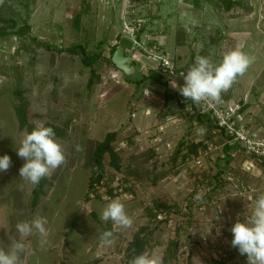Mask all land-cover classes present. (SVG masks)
<instances>
[{
  "label": "rangeland",
  "instance_id": "374dc122",
  "mask_svg": "<svg viewBox=\"0 0 264 264\" xmlns=\"http://www.w3.org/2000/svg\"><path fill=\"white\" fill-rule=\"evenodd\" d=\"M253 1L240 0V7H234L231 14L223 10L222 3L218 6L203 0L198 5L193 0H0V18L7 21L0 23V30L8 33L0 38V156L7 154L12 162L7 171L0 172V242L5 238L2 244L7 248L19 239L15 225L39 215L46 219L49 230L46 251L41 253L37 246L38 236L28 237L23 264H86L93 260L123 264L124 249L143 226L144 233L151 231L145 252L159 256L162 264H208L212 256L227 254L231 248L225 238L237 219L243 222L244 218L226 210L224 200L216 202L220 194L227 198L231 193L224 174L225 184L218 194L203 198L215 183L218 167L214 160L218 157L202 141L200 164L192 156L181 160L180 153L173 161L181 142L189 143L202 133L192 129L200 125L184 128L177 121L190 117L181 106L185 97L166 94L165 85L152 80L140 84L136 80L143 76L146 57L163 54L175 60L193 55L194 62L216 33L223 34L216 26L223 27L230 14L241 16L247 11L242 6L251 7ZM255 1L256 8L264 10V0ZM186 26L191 30L180 43L177 28ZM114 44L132 57L131 75L125 76L108 62ZM219 44L212 54H217L218 63L223 53L233 50L230 40ZM73 45L82 46L89 56L100 54L92 65L91 86L87 85L90 68L83 66L80 55L66 51ZM252 52L245 47V53ZM164 76L168 89L173 88V80L179 86L184 84L180 74ZM16 89L25 92L28 123L51 125L64 132L55 136L63 146L66 164L47 177L45 192L34 208L30 204L34 185L19 177L25 161L16 149L26 131L18 129L15 119ZM169 117L173 120L167 122ZM172 128L177 132L169 135ZM109 132L117 133L114 147H122L118 151L121 170L114 171L105 156L104 179L113 181L111 187L118 193L114 198H122L133 223L126 229H113L117 233L114 243L105 247L98 241L100 227L92 214L104 223L100 212L107 200L101 193L89 200L85 195L94 145ZM120 187L128 190L119 191ZM190 197L195 204L188 218L184 213ZM155 200L171 207L156 219L146 212ZM66 231L69 236L64 235ZM172 242L178 245L175 259L169 258ZM224 264L248 261L231 254Z\"/></svg>",
  "mask_w": 264,
  "mask_h": 264
},
{
  "label": "clouds",
  "instance_id": "9594fccd",
  "mask_svg": "<svg viewBox=\"0 0 264 264\" xmlns=\"http://www.w3.org/2000/svg\"><path fill=\"white\" fill-rule=\"evenodd\" d=\"M251 63L252 58L239 48L223 53L218 64L208 57L197 56L186 74H183V86L177 85L174 80L171 81V86L197 105L216 101L238 77L246 73ZM16 151L25 161L19 169V177L31 185H38L43 178L50 177L66 164L63 146L51 127H34L23 136ZM11 163L9 155L0 156V172L7 171ZM104 199L107 203L101 209L100 219L111 221L115 230L129 228L133 220L128 215L122 198ZM46 225V219L39 215L30 221L18 222L15 228L19 239L12 240L7 248L0 242V264H23L22 257L28 248L27 238L38 236L41 245L46 243L49 235ZM230 231L233 237L231 246L237 248L241 255L247 256L248 264H264V193L256 197L254 207L247 209L243 222L237 219ZM114 239V231L111 230L101 233L99 237L100 244L105 247H110ZM130 264H162V261L159 256L144 252L135 256Z\"/></svg>",
  "mask_w": 264,
  "mask_h": 264
},
{
  "label": "crops",
  "instance_id": "0c3cea01",
  "mask_svg": "<svg viewBox=\"0 0 264 264\" xmlns=\"http://www.w3.org/2000/svg\"><path fill=\"white\" fill-rule=\"evenodd\" d=\"M240 2V0H234ZM258 1V0H257ZM256 1L251 2V10L249 13L245 11L240 16H232L233 10L236 8H232L228 11L230 12L229 17H225V25L222 27L216 26L217 29H222L223 35L225 36V41L230 40L232 49L239 48L245 53V47L248 46L253 50L252 54L245 53L250 58H252V63L247 69L246 73L243 76L237 78V80L232 84V86L227 90L222 92V96L224 99L232 100L235 102H239L242 104V110L240 113L241 123L247 125L250 131L254 132L259 136L264 135V53L261 57H258L256 54L260 51H264V10L261 8H256ZM241 5V4H240ZM237 6L238 7H240ZM247 6V4H245ZM262 5V4H261ZM245 8V6H242ZM242 9V8H240ZM243 10V9H242ZM222 14V13H220ZM253 27V28H251ZM209 28V27H207ZM191 29L186 27H178L177 28V37L181 40H184V35H188V32ZM224 44V43H223ZM174 52L176 53V49ZM256 52V53H255ZM255 53V54H254ZM173 62L176 60L177 63L181 62L179 65L176 64V70H182L183 72H187L190 66V57H172ZM219 61L218 58H213L212 62L217 63ZM195 62V61H194ZM175 64V63H174ZM180 66V67H179ZM168 82L166 83V94L173 95H181L180 92L175 89H168ZM152 106V104H151ZM150 106V107H151ZM186 108V106H185ZM184 108V111H185ZM148 110V109H147ZM183 110V109H182ZM150 111V110H148ZM150 114V113H149ZM177 121L184 128H189L193 126L192 119L190 117L184 119L177 118ZM190 122V123H189ZM193 130L200 129L202 133L198 134L194 138H190L191 142L203 141L207 144V146H212V151L210 153H214L215 158H222L223 151L222 147L227 143V139L220 133H217L215 130H204L201 127H192ZM177 132V128H172L169 135H173ZM167 135V137L169 136ZM170 138V137H169ZM160 139V138H158ZM169 140V139H167ZM171 141V139H170ZM235 147V151L231 154V160L227 164L224 169V179L227 180V189L231 190V193H227L226 197H221L220 194L216 202L221 203L222 200L225 201L226 210L236 212L237 215H240V218H244V214L247 209L254 207L255 199L260 193H264V170L259 166V164L249 156H246L236 150L235 144H230ZM217 160H214V164L216 167L222 166L218 164ZM242 189L249 191L243 195ZM249 194V196H248ZM251 198V200L247 198ZM215 198V197H213ZM218 200V201H217ZM228 200V201H226ZM31 201V200H30ZM215 202V200H213ZM31 204V203H30ZM37 205V204H36ZM7 241L5 238L1 239L2 242ZM38 247L41 248V253H44L45 246L41 245L38 242ZM50 250V249H49ZM48 253V252H47ZM61 251H58V256ZM49 264V263H48ZM50 264H59L50 262Z\"/></svg>",
  "mask_w": 264,
  "mask_h": 264
},
{
  "label": "trees",
  "instance_id": "16d2710c",
  "mask_svg": "<svg viewBox=\"0 0 264 264\" xmlns=\"http://www.w3.org/2000/svg\"><path fill=\"white\" fill-rule=\"evenodd\" d=\"M205 2L211 3V4H218V6L222 3L223 4V10L224 11H229L230 9L239 6L240 3L234 0H203ZM193 3L195 5L199 4V0H193ZM248 7V6H247ZM245 6V9L247 10L246 12L249 13L251 10V7L247 8ZM79 14H76L75 16V22L76 24H78L79 21ZM7 22L6 20H2L0 18V23H4ZM8 33L4 32L2 30H0V38L7 36ZM216 37V38H214ZM223 38H225V36L223 34H219L216 33L213 36V40L210 41V43H208L207 45H205L204 49L201 51V53L199 54L200 56H204V57H208L209 59L213 60V58H217V54L216 57L215 54L218 46H220L219 42L221 40V42H223ZM117 47V45H113L112 48L110 49V57L108 58V62L110 64L111 63V55L113 54L115 48ZM47 48V47H46ZM66 51L71 54V55H80V60L83 64L84 67L90 68V78L88 80L87 85L91 86L92 85V76L94 75V69H92V65L99 59L100 54H93V55H87L85 53V49L80 46V45H73L70 48L66 49ZM198 55V56H199ZM197 57V56H195ZM193 60V55L190 56V65H192L194 62ZM113 65V64H112ZM114 67V65H113ZM126 80H129V77H125ZM145 80H152L156 83L159 84H163L166 85V81L163 80V77L159 74V72L157 71H150L147 75H143L142 77H140L139 79L136 80L137 84H140L142 82H144ZM14 97L16 98L13 110H14V114H15V119L17 121L18 124V129L19 130H25L26 133H30L33 128L35 127L34 125L28 123V118H27V109H28V101L26 100V97L24 96V91L21 89H16L14 91ZM186 104H188V102H182L181 106L182 108H184V106H186ZM187 114V112H185ZM196 119L198 121V125H200V127L206 131H210L211 129L214 130L215 126L213 125V123L209 120L208 117H206L205 115H197ZM47 127H51L54 132L55 135L57 136H63L64 132L59 129L58 127H52L51 125H46ZM217 132V131H216ZM219 133V132H217ZM222 134V133H221ZM117 136L116 132H109L107 133L104 138L101 141H97L94 145L92 154H91V174L89 176L88 179V184H87V192H86V199H90L91 197L98 195V189L100 188V186L105 187L106 189V195L109 198H114V196H116L118 193L116 191V189H113L111 187L112 184V180H108L106 181L105 178V173L104 171V164H103V160L104 157L107 156L108 157V165L114 170V171H120L121 170V158L119 156V149H121L122 147H120L119 149L114 147L113 142L115 141V138ZM227 140H229L226 137ZM228 142V141H227ZM204 147V144L202 141H198V142H189L186 143L185 142H181L180 143V148H178L173 156V161L175 160V158L177 157V155H179L180 153V157L181 160H185L188 159L189 157H197L199 155V149L201 147ZM236 146V145H235ZM182 147H186V149L182 150ZM237 147V146H236ZM237 150V148H236ZM222 151H223V157L220 158L219 160L222 162V166H218V169L216 171V173L213 176V179L215 181L214 185L208 190V194H205L203 196V198L208 199V195L210 193H214V194H218V191L220 189H222L224 187L223 184V179H222V175L224 172L225 167L227 166V164L230 162L231 160V154L235 151V147L232 145H229V143H226L223 145L222 147ZM151 154L153 155V153L151 152ZM108 179V178H107ZM225 181V180H224ZM48 182V178H43L38 185H34L32 190H31V206L34 208L37 204V200L38 198L44 194V186L47 184ZM121 190L127 191L128 188H122L120 187ZM119 188V189H120ZM195 203L193 201H191V197L189 198V201H187L185 207H188V210L184 213L188 218L191 214V205H194ZM190 205V207H189ZM170 206L166 205L165 203H162L160 200H155L153 202L152 207H148L146 208V212L148 213V215L150 217H154V219H156V216L160 213H165L168 212L170 210ZM176 208V207H173ZM94 217L95 222H97L98 226L100 227V232H99V236H98V241L100 234L105 232V231H114L112 228V224L109 222H100L94 214H92ZM191 217V216H190ZM160 221V220H159ZM73 225V222L72 224ZM72 229V228H71ZM69 229V231L71 230ZM144 226L140 227L137 232L134 233L132 240L127 244L126 248L124 249V263L123 264H130L131 260L137 256L140 255L141 253H144L146 251L147 248V237L151 235V231H149L148 233H144ZM69 231H66L64 233L65 236H69ZM117 233L114 231V236L116 237ZM232 233L230 235H228V240H229V245L231 250L228 251L227 253V257H229L231 254L233 256H238L241 259H246L247 260V256L246 255H241L238 251L237 248H234L231 246V240H232ZM177 251H178V245L177 242H172V245L170 247V251H169V258L175 259V257L177 256ZM62 260V259H61ZM60 260V261H61ZM225 260H227L226 258L222 259V258H217L212 256L208 262V264H224ZM64 261H62L59 264H64ZM91 261H88L86 264H99L97 263L98 261L93 260L91 263Z\"/></svg>",
  "mask_w": 264,
  "mask_h": 264
},
{
  "label": "built area",
  "instance_id": "2783aa9c",
  "mask_svg": "<svg viewBox=\"0 0 264 264\" xmlns=\"http://www.w3.org/2000/svg\"><path fill=\"white\" fill-rule=\"evenodd\" d=\"M145 59L146 61L142 62L141 72L143 75H147L150 71H157L163 77V80H165V74H180L181 77H183V74H186V72L182 71L177 72L173 59L167 57V55H153L152 57H146ZM184 102H188L185 110L192 119L194 126L198 125L196 116L205 115L215 126L214 130L220 134L222 133L223 136L229 139L227 140V143L235 144L238 152L254 159L264 170V135L259 136L255 134L250 131L246 124L241 123V103L224 99L222 93L218 100L212 102H201L197 105L187 98ZM166 120L167 122H170L173 119L169 117ZM200 155L201 154L199 153V155L194 158L197 165L200 164ZM227 180L230 181L229 178H227ZM119 191H121V189H119ZM241 191L243 195L247 192L245 189H242ZM98 192L101 193V197L103 195V197H107L105 187L100 186ZM247 193H249V191ZM247 199L251 200L250 197ZM225 239L227 245H229V240L227 238ZM226 252L227 251H224L223 255H221L222 259L228 258ZM219 256L216 257L218 258Z\"/></svg>",
  "mask_w": 264,
  "mask_h": 264
},
{
  "label": "water",
  "instance_id": "95a60500",
  "mask_svg": "<svg viewBox=\"0 0 264 264\" xmlns=\"http://www.w3.org/2000/svg\"><path fill=\"white\" fill-rule=\"evenodd\" d=\"M112 64L125 76H129L134 71V62L131 56L125 55L124 48L117 46L111 56Z\"/></svg>",
  "mask_w": 264,
  "mask_h": 264
}]
</instances>
